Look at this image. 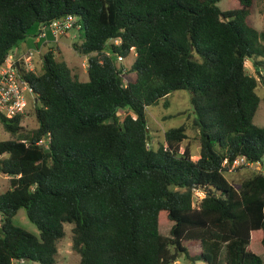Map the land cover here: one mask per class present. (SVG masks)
Wrapping results in <instances>:
<instances>
[{
	"label": "trees",
	"instance_id": "trees-1",
	"mask_svg": "<svg viewBox=\"0 0 264 264\" xmlns=\"http://www.w3.org/2000/svg\"><path fill=\"white\" fill-rule=\"evenodd\" d=\"M218 1L0 0V64L66 14L79 24L72 47L87 55L86 80L51 47L38 69L18 67L36 125L24 130V112L0 113L10 133L0 139L9 183L0 191V264L55 263L66 222L76 264H168L189 256L185 239L199 240L206 264H264L251 249L264 247V173L253 168L238 186L225 176L239 155L264 163V124L253 122L264 30L247 21L253 0L225 9ZM131 51L135 74L124 82L116 57ZM247 58L259 78L245 71ZM176 89L190 92L196 158L183 144L185 123L165 128L163 141L149 134L146 107ZM20 207L38 234L13 222Z\"/></svg>",
	"mask_w": 264,
	"mask_h": 264
},
{
	"label": "rangeland",
	"instance_id": "rangeland-1",
	"mask_svg": "<svg viewBox=\"0 0 264 264\" xmlns=\"http://www.w3.org/2000/svg\"><path fill=\"white\" fill-rule=\"evenodd\" d=\"M235 0H219L217 5L221 9L230 8L234 6ZM248 23L257 29L258 31L264 30V0H253L250 6V13L247 16ZM68 31L61 34L56 40L52 36H48L45 39L47 47L54 49L57 58H63L68 65L71 67L72 71L82 80L87 79V55L80 54L72 47V42L78 38V29L74 26ZM68 32V33H67ZM67 33V34H66ZM33 43L35 35H28L26 37ZM37 40L40 39L37 37ZM264 42V41H263ZM58 43V44H57ZM34 45L31 48H34ZM135 55L133 51L127 56L118 60V64H122L121 68L125 71V81L126 79L133 78L134 72L127 71L131 63L134 60ZM41 59L40 54L37 59V64L40 66ZM39 66L35 65L38 69ZM245 71L254 74L259 78V74L254 69L253 64L250 59H245ZM261 71V70H259ZM264 73V70H262ZM257 92L259 93L261 100L253 116V122L257 125L264 124V78L259 80L257 86ZM25 114L23 115L22 125L23 129L26 130L34 125H36V118L33 112L32 100H30L28 106L25 109ZM194 113L192 111L190 92L187 89H176L170 91L164 98L159 99L157 103L150 104L146 107V119L147 126L149 127V134L153 137V143L158 141H163V130L170 126L179 125L185 123L187 125L188 137L184 139L183 144L188 143L190 146L191 156L196 158L199 154V138L197 128L192 125V120ZM21 131L24 133L26 131ZM10 137V133L6 131L0 124V139ZM182 149V147L180 148ZM264 158V156H263ZM253 170L250 165L242 166L231 172L225 173V176L231 181L235 186H238L240 182L248 177ZM9 187L7 178H4L3 174L0 173V191ZM199 198V196H196ZM13 222L24 228L38 234V229L36 225L31 222L25 212L23 207H20L17 212L13 215ZM172 221H168L165 217L160 218V231L162 233H168V227L171 225ZM71 223H64L65 235L58 242V253L56 262L53 264H76L79 258V254L71 246ZM184 244L187 246L189 256L182 252L178 257L168 264H206L205 260L201 257V244L199 240L185 239ZM251 249L259 253L264 259V247L261 243L251 244ZM225 250H221L219 257L220 263H224ZM20 264H40L35 260H24Z\"/></svg>",
	"mask_w": 264,
	"mask_h": 264
},
{
	"label": "built area",
	"instance_id": "built-area-1",
	"mask_svg": "<svg viewBox=\"0 0 264 264\" xmlns=\"http://www.w3.org/2000/svg\"><path fill=\"white\" fill-rule=\"evenodd\" d=\"M79 27L75 22V16L66 14L64 16L53 19L47 24L39 27L38 37L47 39L48 33L53 39H57L61 34L68 31L72 27ZM117 41V39H115ZM38 47L28 48L21 53H9L4 61L0 64V113L10 117L17 113L25 112L30 100L34 99L33 89L30 84L19 72V66L24 65L28 68H33L32 58ZM118 60L122 59L121 55H117ZM125 81V78H124ZM24 140V139H23ZM45 138L39 139L38 143H45ZM250 165L253 168L264 173V163L262 161H249L244 155L237 156L231 163V169H236L238 166ZM194 193L196 196L202 197L204 191L201 188H195Z\"/></svg>",
	"mask_w": 264,
	"mask_h": 264
},
{
	"label": "crops",
	"instance_id": "crops-1",
	"mask_svg": "<svg viewBox=\"0 0 264 264\" xmlns=\"http://www.w3.org/2000/svg\"><path fill=\"white\" fill-rule=\"evenodd\" d=\"M69 32V31H68ZM67 32V33H68ZM66 33V34H67ZM48 36H50L51 37V35L48 33V35H47V37ZM37 37H38V33H37V35H35V38L36 39H34V41H33V43L31 44V42H30V40H28V39H25V40H23L18 46H16V47H14L13 49H12V52L13 53H21L22 51H25L26 49H28V48H30L32 45H34V43L36 42V45H35V47H38V51H35L34 52V55H33V59H32V65H33V67L35 66V65H37V66H39L38 64H37V59H38V56H39V54H40V51H42L43 49H45V47L46 46H48V45H45V43H41V42H43V40L44 39H42V38H40V40L38 41L37 40ZM46 37V38H47ZM39 38V37H38ZM58 44V43H57ZM133 54H135V52L133 51ZM0 173H2V172H0ZM3 174V176H4V178H7V180H8V175H6V174H4V173H2Z\"/></svg>",
	"mask_w": 264,
	"mask_h": 264
},
{
	"label": "water",
	"instance_id": "water-1",
	"mask_svg": "<svg viewBox=\"0 0 264 264\" xmlns=\"http://www.w3.org/2000/svg\"><path fill=\"white\" fill-rule=\"evenodd\" d=\"M17 67H19V64L18 62L16 63ZM257 73H261L259 70H257Z\"/></svg>",
	"mask_w": 264,
	"mask_h": 264
}]
</instances>
